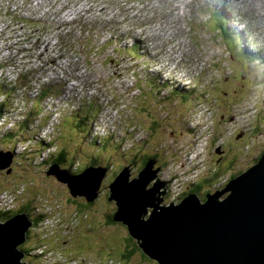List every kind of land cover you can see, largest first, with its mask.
Returning a JSON list of instances; mask_svg holds the SVG:
<instances>
[{"label": "rangeland", "instance_id": "rangeland-1", "mask_svg": "<svg viewBox=\"0 0 264 264\" xmlns=\"http://www.w3.org/2000/svg\"><path fill=\"white\" fill-rule=\"evenodd\" d=\"M56 1H60L64 8L57 6ZM69 1L0 0V87L8 82L10 72L20 71L24 75L21 81L31 78V84H36L35 88L43 83V79L51 81L52 85L48 89L53 93V100L46 101L45 97L38 109L45 116L24 119L28 122L24 131L21 132L19 125L15 126L13 121L7 120L16 133H10V140L2 139L0 155L8 154L4 150L15 138L19 140L29 136L28 132L50 124L56 114L61 112L53 128L47 130L53 132L57 147H52L51 150L57 155L59 150L64 151L65 159L68 160L60 157L57 162L51 157L46 166L36 164L40 159L36 158V152L31 149L26 153L20 148V153L17 151L13 155L8 154L9 158H4V172L0 173V206L14 208L11 202L16 197L20 202L14 201L13 204L19 210L30 212L34 207H29L32 203L47 206V210L42 208L45 212L43 227L40 228L39 224L29 227L31 235L35 237L31 241V250L28 243L24 242L19 246L23 253L20 261L24 264H153L143 261L139 252L130 260L118 259L127 249L128 232L119 222H106L107 216L116 209L114 201L107 200L109 185L125 165H131L130 178L135 177L146 156H154L153 168L159 167L156 178L166 183L165 194L170 189L167 197L174 194L175 184L179 192L184 191L181 181H185L186 187L199 182L208 186V174L211 172L220 177L232 176L255 164L258 155L264 151V62L261 59L254 61L247 55L244 57L241 47H237L230 38L217 31L214 24L216 19L206 21L210 18L205 12L193 20L196 28L193 29V35H189L168 32L172 21L167 18L164 22L160 20L165 13L146 15L142 7L153 6L158 0H84V11L73 15L72 10L66 12V6L81 0ZM159 1L171 3L172 0ZM237 1L231 0L229 3L227 0H213L212 3L226 13H231L229 19L236 25L234 15L241 9L240 2ZM115 2L120 7L125 4V8L119 11L112 6ZM181 6L184 20H189L192 11L183 3ZM241 7L252 14L249 18L252 33L255 30L262 33L260 24L264 23V7L254 11L248 10L247 5ZM5 12L22 20L33 18L37 22L35 28L31 29L29 24V28L14 27L8 18V22L3 23ZM92 12L94 22L99 21L95 28L99 37L93 35L89 26ZM136 14L140 19H136ZM219 22L220 18L216 24ZM63 25L67 26L65 32L68 29H72L75 35H84V32L89 34L90 40L81 38L78 46L73 40L79 41V38L65 33V42H70L72 49L80 53L82 63H78V57L72 53L67 59H63V67H58L57 60L53 63L57 65V74L54 75L49 70L39 68L40 60L50 58L51 55L47 54L52 51L54 43L56 46L55 38L62 34L60 27ZM227 26L233 28L231 22L226 23ZM179 33L188 37L185 38L187 43L181 47L176 46L180 41L176 36ZM38 37L40 49L30 48V42ZM124 37L126 45L117 47V44L124 43ZM141 39L143 45H147L146 49L133 51L132 47L142 44ZM242 43L243 49H246L243 40ZM254 48L259 47L254 45ZM159 52H166V55L160 57ZM39 53L44 56L38 55ZM28 55L31 59L25 57ZM175 56H178V60H174ZM256 57L259 58L258 55ZM71 67L77 68V72L73 73ZM31 68L37 74L27 78L26 73ZM155 69L157 72L154 74L158 75L159 70L162 76H157L163 83L161 88H158L159 81H153V86L145 83L148 76L155 78L149 72ZM84 75L92 83L95 79L98 80L99 86H94L99 94L94 91V96L89 95L94 86H88L87 91L79 93L57 88L61 84L67 87L66 82L70 80L67 76ZM58 78L61 80L56 83ZM167 78H171V82L176 85H168ZM188 78L190 79L184 81ZM13 82L15 81L12 80L9 84ZM73 82L80 85L79 80ZM180 82L183 87L178 86ZM179 88L184 91L180 92ZM191 89L192 94L182 97ZM24 94L25 90L15 91L7 104L15 107L18 98L20 106L16 107L17 111H29L31 104L28 102L29 109H25L20 102V98L25 99ZM29 97H32V93ZM105 99H110V104ZM104 110L109 111V115L101 121L100 115ZM75 114L80 119L86 118L85 127L77 125L76 118L73 117ZM90 128L103 136L99 139L102 144L90 140L87 135ZM112 131V135L106 133L111 134ZM37 135L39 132L33 139ZM103 140L106 142L103 143ZM118 141L125 144L117 143ZM45 154L48 160L49 155ZM99 166H104V170L100 171L104 174L101 180L99 176L93 181V185L97 180H100V184L96 190L97 195L91 202L86 201L83 195L71 194L70 190L75 189L66 188L67 180L73 182V187L76 185L81 188L87 171L90 175L99 174L94 169ZM56 177L63 178V182H59ZM153 182L154 180L149 186ZM20 183L26 191L21 192L18 185ZM220 187L215 185L213 188ZM201 190L200 198L206 188ZM5 216L6 213L1 209L0 223L9 219ZM35 230L44 231V235L34 234ZM32 247H36L35 250Z\"/></svg>", "mask_w": 264, "mask_h": 264}, {"label": "water", "instance_id": "water-1", "mask_svg": "<svg viewBox=\"0 0 264 264\" xmlns=\"http://www.w3.org/2000/svg\"><path fill=\"white\" fill-rule=\"evenodd\" d=\"M8 154L0 155V170ZM154 164L148 159L133 178L131 165L123 167L108 189L107 200L116 206L112 221L126 228L144 256L156 264H264V154L204 201L190 193L167 205L161 204L166 183L156 178ZM103 174L87 171L81 188L68 180L67 188L91 202ZM29 227L24 213L0 223V264H23L19 246Z\"/></svg>", "mask_w": 264, "mask_h": 264}, {"label": "clouds", "instance_id": "clouds-1", "mask_svg": "<svg viewBox=\"0 0 264 264\" xmlns=\"http://www.w3.org/2000/svg\"><path fill=\"white\" fill-rule=\"evenodd\" d=\"M9 13H7V12H5L4 13V15H5V21L3 22V23H5V22H8V20H7V18L9 19V23L11 24V25H13L14 27H18L19 25H20V23H28L29 21H30V18H27V19H24V20H22V19H18V18H16L15 16H11V15H8ZM169 19V18H168ZM227 28H230V29H232V31H233V33L235 34V32H234V29L232 28V27H228L227 26ZM182 45H179L178 47H181ZM166 55V52H159L158 53V56H160V57H163V56H165ZM175 58V57H174ZM166 59H165V57H164V61H165ZM164 63V62H163ZM162 63V64H163ZM161 64V65H162ZM165 67H163V69H164ZM162 69V70H163ZM149 71V70H148ZM154 71H156V70H154ZM164 71V70H163ZM150 72V71H149ZM157 76H159V77H162L161 76V73L160 74H158V75H155V78L153 77H150L149 79H148V81H147V83L146 84H151L152 86L154 85V83H153V81H159V83H160V85H158V88H161L162 86H163V83L161 84V82H160V79H158L157 78ZM163 80H164V78H163ZM187 80H189V79H184V81H187ZM164 81H166V79L164 80ZM174 81V80H173ZM173 84H175V82H173ZM180 85H181V87H183L182 86V82H180L179 83ZM149 86V85H148ZM179 91L181 92V91H184L182 88H179ZM187 93H185V95L184 96H182V97H186V95H190V91H186ZM189 93V94H188ZM254 165V164H253ZM125 166H128V165H125ZM125 166H123V167H125ZM122 167V168H123ZM121 168V169H122ZM8 169H10L11 170V168H8ZM120 169V170H121ZM248 169V168H247ZM1 172H4L3 171V169L2 170H0V173ZM244 172V171H243ZM242 173V172H241ZM225 180V179H224ZM227 180V179H226ZM225 180V181H226ZM230 179H228L226 182H223L224 183V186L227 184V182L229 181ZM223 181V180H222ZM175 182V181H174ZM223 183H217L216 185H220L221 187H220V189H214L213 187L214 186H212V187H210L209 189H210V191H208L207 193H213L214 191H216V190H221V189H223L224 188V186L222 187V184ZM181 184L182 185H184V192L182 193V194H180L179 195V193H178V198L176 199V201H169L168 199H169V196H168V199H166L165 197H166V194H167V191H166V194H165V196L163 197V201H162V205H167V204H169V203H178L186 194H190V192H188V190L190 189V188H188V187H186L185 185H186V183H185V181H181ZM192 184V183H191ZM196 184V183H195ZM18 185H20V190H21V192H24V186H22V184L20 183V184H18ZM67 188V187H66ZM26 191V190H25ZM181 193V192H180ZM191 193H194V192H191ZM207 193H205V194H207ZM184 194V195H183ZM196 194V193H195ZM183 195V196H182ZM198 197H200L198 194H196ZM201 197H203L204 198V195L203 196H201ZM0 198H1V195H0ZM200 200H201V198H200ZM14 201H16L17 203H19L20 202V200L16 197V199L15 200H12V202H11V205L14 207V208H3L4 207V205H1L0 207H1V209L6 213V218H10V217H12V216H14V215H17V214H22V213H24V214H26L27 215V217H28V219L30 220V223H31V227H34V226H36L37 224H39V227L41 228V227H43L42 226V224L45 222V220H44V214H45V212L42 210V208H46V210H47V206L45 205V204H40V205H35V204H31L29 207H32V206H34L33 207V209L32 210H30V212H28V211H26V210H19V208L17 207V205H15V204H13L14 203ZM26 201L27 202H29L27 199H26ZM28 207V208H29ZM36 214L37 215H39V216H41V218H38L37 216H36ZM35 218H37L38 219V222H36V220H35ZM36 231V233H34V234H37V235H40V233H42L43 235H44V231H38V230H35ZM35 238V237H34ZM33 238V236L31 235V231L29 230V228L27 229V231H26V233H25V244L26 243H28V245H29V249H30V245H31V241L34 239ZM39 239H41V238H39ZM33 245V244H32ZM35 248L36 247H33V250H35ZM24 264V263H23Z\"/></svg>", "mask_w": 264, "mask_h": 264}, {"label": "bare ground", "instance_id": "bare-ground-1", "mask_svg": "<svg viewBox=\"0 0 264 264\" xmlns=\"http://www.w3.org/2000/svg\"><path fill=\"white\" fill-rule=\"evenodd\" d=\"M72 0H70L69 2H71ZM173 1V0H172ZM171 1V2H172ZM199 2H201L200 4H201V6L203 7V4H204V2H203V0H198ZM227 1H229V3L231 2V0H227ZM254 1V4H252V2ZM262 1H264V0H238L237 2L240 4V6H244V5H247V8H248V10H250V11H254V10H261L263 7H264V4L262 3ZM78 2V3H77ZM210 2H213V0H210ZM85 4H86V1H84V0H81V1H73L72 3H71V5H67L66 7L68 8L67 10H66V12H69V11H71L72 10V15L73 14H75V13H77V12H80V11H84V9H85ZM82 9V10H81ZM203 9L204 8H202V11H203ZM47 10H49V9H47ZM207 11L212 15V16H214V17H216L215 15H213L212 13H213V9L211 8V7H207ZM263 11V10H262ZM258 12H260V11H258ZM137 15V16H136ZM135 15V17H136V19H140V17H139V15L138 14H136ZM149 15V14H148ZM260 16V15H259ZM93 17L94 16H92L91 18H90V21H89V26L91 27V29H92V32H93V35L95 36V37H99L98 35H97V32H96V27L98 26V25H96L97 23H99V21H96L95 23H94V19H93ZM119 17H122V16H119ZM206 19V18H205ZM217 19H219L218 17H216V20H215V22H214V24H215V26H217V27H219L217 24H216V22H217ZM169 21V20H168ZM207 22H209L210 20H206ZM221 21V20H220ZM2 25V24H1ZM263 25H264V23H263ZM2 31V30H1ZM167 31L168 32H172V33H174L176 30H175V28L174 27H171V28H169V29H167ZM82 34H84V36L86 37L87 36V33H84V32H82ZM79 39L81 38L79 35H76ZM137 37V36H136ZM235 37L239 40V41H241L242 42V40H243V42H245V44H246V46L247 47H249L248 46V43H247V39H246V37L245 36H242L240 33H236L235 34ZM128 39H130L129 37H128ZM101 40H102V38H101ZM138 40V39H137ZM103 41V40H102ZM139 41V40H138ZM141 42H142V44L139 46V47H135L134 49L135 50H138V49H140L139 51H144L145 49H146V47H147V45H143V40L141 39ZM121 45H126V40H125V43H120V44H117V47L118 46H121ZM150 48H155V47H153L152 45H148ZM250 48V47H249ZM251 50V51H250ZM250 50H249V52H250V54H254L255 56L257 55L251 48H250ZM139 51H137V52H139ZM146 58V57H145ZM144 58V59H145ZM160 59V58H159ZM257 59H260V57L259 58H257L256 57V60ZM59 64H60V62H59ZM60 66H62V64H60ZM32 70H33V68H31L30 70H29V73H26V75H27V78L30 76V75H36L37 74V72H32ZM10 74V78H9V80H8V82L5 84V85H3V86H5V87H7V85H9V83H10V80H13V81H17V80H19V79H21V78H24V75L22 74V73H20V71H18L17 73H9ZM5 78H7L5 75H3ZM8 79V78H7ZM42 82H46L47 83V81L45 80V79H43L42 80ZM67 84H71V80H67ZM30 85V84H29ZM31 86V85H30ZM75 89L77 90V88L75 87ZM4 93H5V89H4V91H2V94L4 95ZM111 93V92H110ZM122 94V93H121ZM35 96V95H34ZM13 98H14V95H13ZM112 98V97H111ZM38 99V97L36 96L35 98H34V100L36 101ZM18 100V98L16 99V103H17V106H20L19 105V102L17 101ZM20 102L22 103V108H25V109H29L28 107H27V104H28V102H29V100H23V99H21L20 98ZM110 100V99H109ZM121 101V100H120ZM115 103V102H114ZM103 107V106H102ZM101 108V107H100ZM105 108V107H104ZM98 109V108H97ZM121 110V109H120ZM5 122L3 121V123L2 124H4ZM6 123H7V121H6ZM1 124V125H2ZM128 126V125H127ZM193 130V129H192ZM193 132V131H192ZM129 139V138H128ZM224 139V138H223ZM214 141V140H213ZM61 145V144H60ZM204 147V146H203ZM191 150V149H190ZM228 153V152H227ZM165 154V153H164ZM172 158V157H171ZM200 159V158H199ZM224 160V159H223ZM137 163V162H136ZM171 163V162H170ZM167 165V164H166ZM40 174V173H39ZM26 176V175H25ZM38 176V175H37ZM182 176V175H181ZM39 177V176H38ZM43 178V177H42ZM195 178V177H194ZM110 179V178H109ZM108 182V181H107ZM170 190V189H169ZM169 190L167 189V193H169ZM10 192V191H9ZM170 196V195H169ZM167 198V197H166ZM40 202V201H39ZM104 202V201H103ZM52 204V203H51ZM1 210V209H0ZM3 211V210H2ZM4 212V211H3ZM100 214V213H99ZM104 215V214H103ZM102 217V216H101ZM103 221V220H102ZM108 227V226H107ZM58 228V227H57ZM97 231V230H96ZM104 234V233H103ZM79 236V235H78ZM94 237H96V236H94ZM99 237V236H98ZM86 238V237H85ZM44 240V239H43ZM95 240V239H94ZM36 246V245H35ZM33 248V247H32ZM29 250V249H28ZM31 250V249H30ZM26 252H28V251H26ZM26 255V254H25ZM31 257V256H30ZM32 258V257H31Z\"/></svg>", "mask_w": 264, "mask_h": 264}, {"label": "trees", "instance_id": "trees-1", "mask_svg": "<svg viewBox=\"0 0 264 264\" xmlns=\"http://www.w3.org/2000/svg\"><path fill=\"white\" fill-rule=\"evenodd\" d=\"M216 17H218V18H220V22L217 24L218 26H219V28H220V30H221V32L227 37V38H230L231 39V41H233L234 39H235V44H236V46L237 47H241V50L247 55V56H249L251 59H254V61H256V56L254 55V54H250V52L247 50V47H246V49H243V43L241 42V41H239L236 37H235V34L233 33V31H232V29H230V28H228V29H226V28H224V24L226 23V18H224L222 15H221V13L220 12H217L216 14H214ZM214 17V16H213ZM216 17H214V18H216ZM220 30H219V32H220ZM0 106L2 107V108H5L6 107V105H5V103L4 102H2L1 104H0ZM28 141H30V142H33L31 139H29ZM264 154V151H262L259 155H258V157H257V159H256V161H255V163L261 158V156ZM152 157H154V156H146V158H144V160H142V162H141V164H140V169L144 166V164H145V162L148 160V159H150V158H152ZM64 161V160H63ZM66 161V160H65ZM233 161V160H232ZM57 162H59V161H57ZM132 163H134L135 164V162H133L132 161ZM211 169V168H210ZM216 170V169H215ZM218 172V171H217ZM240 174V172L239 173H236V174H234V175H232V176H230V175H224V176H219L217 173H210V174H208V177L210 178V183H209V185L208 186H206L204 183H201V182H199V183H194V184H190V185H188L187 187L188 188H190L189 190H188V192H194V193H196V194H200V193H202V188H206V191H204V193H203V195H205V193H207L208 191H210V187H212V186H215L217 183H219V182H222L223 183V181L222 180H224L226 177H228V179H232V178H235L237 175H239ZM217 176H219L218 178H219V180L217 181L216 180V178H217ZM227 179V180H228ZM226 180V179H225ZM226 180V181H227ZM225 181V182H226ZM224 186V183L222 184V187ZM108 190V189H107ZM169 190V189H168ZM184 191H181V193H179V195L180 194H182ZM178 195V196H179ZM184 195V194H183ZM182 195V196H183ZM167 197V196H166ZM165 197V198H166ZM166 199H168V197L166 198ZM169 200V199H168ZM201 201H204V198L203 197H201ZM113 214L114 213H112L111 215H109V216H107V220H106V222H107V224H113V221H112V216H113ZM37 217L38 218H41V216H39V215H37ZM35 220L37 221L38 219L37 218H35ZM123 226V225H122ZM126 246H127V249L122 253V254H120V257L118 258V259H121L122 261H126V260H130V259H132L134 256H135V254H136V252H139V257H140V255H141V257L140 258H142V260L143 261H148V262H151V263H153V264H156V262H154V261H152V260H150V259H148L146 256H144L143 254H142V252L140 251V249H138L137 248V246H136V243H135V241L132 239V238H130V236L128 235V237L126 238Z\"/></svg>", "mask_w": 264, "mask_h": 264}, {"label": "built area", "instance_id": "built-area-1", "mask_svg": "<svg viewBox=\"0 0 264 264\" xmlns=\"http://www.w3.org/2000/svg\"><path fill=\"white\" fill-rule=\"evenodd\" d=\"M173 191H174V194L172 196H169V201H172V200L176 201V199L178 198V193L180 192L177 190L176 184L173 186Z\"/></svg>", "mask_w": 264, "mask_h": 264}, {"label": "flooded vegetation", "instance_id": "flooded-vegetation-1", "mask_svg": "<svg viewBox=\"0 0 264 264\" xmlns=\"http://www.w3.org/2000/svg\"><path fill=\"white\" fill-rule=\"evenodd\" d=\"M140 257H141V255H140Z\"/></svg>", "mask_w": 264, "mask_h": 264}]
</instances>
